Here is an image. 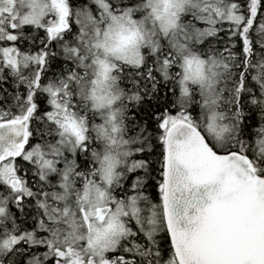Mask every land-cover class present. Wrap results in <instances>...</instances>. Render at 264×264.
Returning <instances> with one entry per match:
<instances>
[{"label":"snow or ice","instance_id":"6c2138e0","mask_svg":"<svg viewBox=\"0 0 264 264\" xmlns=\"http://www.w3.org/2000/svg\"><path fill=\"white\" fill-rule=\"evenodd\" d=\"M0 264H264V0H0Z\"/></svg>","mask_w":264,"mask_h":264},{"label":"trees","instance_id":"16d2710c","mask_svg":"<svg viewBox=\"0 0 264 264\" xmlns=\"http://www.w3.org/2000/svg\"><path fill=\"white\" fill-rule=\"evenodd\" d=\"M9 91H11V89H9ZM151 111H155V105H153V107L149 110V112H151ZM143 115H145V114L142 113V116ZM255 119H258V117H256ZM254 123H255V120H250L249 121V124H254ZM151 126L155 127V122L154 121L151 122ZM150 191H151V188H150Z\"/></svg>","mask_w":264,"mask_h":264}]
</instances>
